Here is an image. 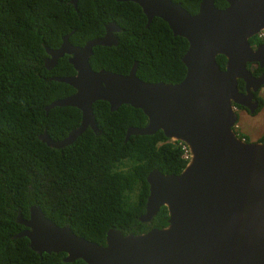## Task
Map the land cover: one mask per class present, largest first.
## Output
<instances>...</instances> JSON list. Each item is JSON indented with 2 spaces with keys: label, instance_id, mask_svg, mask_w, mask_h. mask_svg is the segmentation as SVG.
<instances>
[{
  "label": "water",
  "instance_id": "water-1",
  "mask_svg": "<svg viewBox=\"0 0 264 264\" xmlns=\"http://www.w3.org/2000/svg\"><path fill=\"white\" fill-rule=\"evenodd\" d=\"M77 0H70L76 7ZM135 3L145 16L166 23L173 36L185 39L181 57L183 78L174 84L144 82L135 76L136 63L127 74L99 69L88 63L94 46H114L119 27L104 26L100 37L82 46L71 45L68 34L57 48H45L43 65L51 68L63 55L74 73L51 79L68 84L73 93L44 106H71L80 113L78 125L60 140L43 130L37 138L59 149L70 144L87 127L96 126L91 105L105 101L110 110L120 105L139 109L143 127H128L129 135L161 131L169 143L182 142L189 157L178 174L156 169L145 177L147 196L140 222H148L160 207L165 225L139 234L110 228L103 244L76 236L67 224L56 226L37 205L27 218L15 221L24 228L14 237H25L38 255L63 253V262L85 264H264V140L244 141L234 132L235 106L249 113L257 108L254 92L264 86V75L253 76L247 64L264 65V43L252 47L250 37L264 30V0H200L190 14L171 0H116ZM224 57L220 69L216 57ZM237 80L243 92L236 87Z\"/></svg>",
  "mask_w": 264,
  "mask_h": 264
},
{
  "label": "trees",
  "instance_id": "trees-1",
  "mask_svg": "<svg viewBox=\"0 0 264 264\" xmlns=\"http://www.w3.org/2000/svg\"><path fill=\"white\" fill-rule=\"evenodd\" d=\"M171 1L193 14L200 0ZM213 3L226 6L224 0ZM109 22L119 27L116 44L92 48L88 63L93 71L127 74L136 63L135 76L144 82L174 84L183 78L185 39L173 36L157 17L145 26L135 3L77 0L74 8L70 0H0V264H85L63 262L62 253L38 255L25 237H14L24 228L15 218L18 213L27 218L32 204L56 226L67 224L76 236L97 244H103L110 228L139 234L165 225L164 207L150 221L138 220L147 196L145 177L152 169L178 174L185 161L177 143H169L159 130L124 141L128 127L145 125L139 109L123 104L110 110L105 101H95L91 109L99 133L87 127L59 149L37 138L45 130L52 141L60 140L80 119L71 106L45 113V105L74 91L51 78L74 71L66 55L46 69L44 49L57 48L66 34L71 45L82 46L102 36ZM248 42L264 43V36ZM216 62L223 69L224 57L218 55ZM260 70L264 73V67ZM236 87L240 91V80ZM255 98L259 110L262 99ZM262 140L264 135L257 141Z\"/></svg>",
  "mask_w": 264,
  "mask_h": 264
},
{
  "label": "rangeland",
  "instance_id": "rangeland-1",
  "mask_svg": "<svg viewBox=\"0 0 264 264\" xmlns=\"http://www.w3.org/2000/svg\"><path fill=\"white\" fill-rule=\"evenodd\" d=\"M262 99V107L254 114H248L245 110H235L237 120L234 130L243 135L248 141H257L264 135V86L256 92Z\"/></svg>",
  "mask_w": 264,
  "mask_h": 264
},
{
  "label": "flooded vegetation",
  "instance_id": "flooded-vegetation-1",
  "mask_svg": "<svg viewBox=\"0 0 264 264\" xmlns=\"http://www.w3.org/2000/svg\"><path fill=\"white\" fill-rule=\"evenodd\" d=\"M258 44H262V43H257V44H254V45H252V47L254 48V47H256V45H258ZM45 59V58H44ZM43 59V60H44ZM264 67V65L263 66H259L257 63H250V64H247V69L250 71V73L253 75V76H256V77H258L259 75H261V74H263L264 75V73L260 70L261 68H263ZM261 87H263V86H261ZM259 89V88H258ZM258 89L254 92V95H253V99L254 100H256V98H255V96L257 95L256 94V92L258 91ZM239 92H243V85H242V87H241V89H240V91ZM257 101V100H256ZM237 109H242V110H245L248 114H254V113H256L257 111H258V102H257V108L254 110V112L253 113H249L246 109H244L243 107H237V106H235V110H237ZM166 220V219H165ZM63 254V253H62ZM63 256H64V254H63ZM62 256V257H63ZM61 260H62V258H61ZM77 260V259H76Z\"/></svg>",
  "mask_w": 264,
  "mask_h": 264
},
{
  "label": "built area",
  "instance_id": "built-area-1",
  "mask_svg": "<svg viewBox=\"0 0 264 264\" xmlns=\"http://www.w3.org/2000/svg\"><path fill=\"white\" fill-rule=\"evenodd\" d=\"M258 37H263L264 36V30H261L258 34H257ZM178 147H179V150L181 152V158L184 160V161H187L188 157H189V152H188V148L187 146L182 143V142H176Z\"/></svg>",
  "mask_w": 264,
  "mask_h": 264
}]
</instances>
